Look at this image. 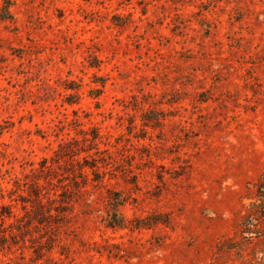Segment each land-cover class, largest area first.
<instances>
[{"label": "rangeland", "instance_id": "1", "mask_svg": "<svg viewBox=\"0 0 264 264\" xmlns=\"http://www.w3.org/2000/svg\"><path fill=\"white\" fill-rule=\"evenodd\" d=\"M6 1L0 188L20 217L40 178L66 215L12 229L0 264H264V0Z\"/></svg>", "mask_w": 264, "mask_h": 264}, {"label": "trees", "instance_id": "2", "mask_svg": "<svg viewBox=\"0 0 264 264\" xmlns=\"http://www.w3.org/2000/svg\"><path fill=\"white\" fill-rule=\"evenodd\" d=\"M9 2H5L4 5L1 8L0 11V17L1 18H12V15L10 13L9 10ZM95 65V64H94ZM69 89H74V88H70ZM78 93L75 92L74 94H69L67 99L69 98V100H67L70 104L75 103L76 100H71V98L73 97H77ZM2 128H0V135L2 134ZM91 140H90V148L83 150V151H89L91 149H95V154L96 153H100V151L98 150L97 143L96 141L98 140V133L95 129H92L91 132ZM69 151L72 154L71 156H74L77 154V152H74V150L71 148V143H65V145ZM102 153V152H101ZM91 157L90 155H87L85 157L82 158V162L78 159H74L76 162V166H78V169L76 170H71V172H69V170H66V174L70 173V175L75 177H79L82 180V185H85L87 182V174L85 172V168H89L92 172V174L94 175V180H96L97 178H99L98 175V171L96 170V160L94 158H91L92 160L89 161V158ZM103 162H105L106 158H100ZM57 163V162H56ZM104 165H107V163H105ZM41 171L44 172H48L51 169L50 165H46L45 164H41ZM68 177V176H67ZM39 179L40 178H36V180H34L32 182V186H31V190L30 192L33 193V200H26L25 198H23V196H20V202H21V211H23V214L27 215V208H26V203L30 202L31 204V212L33 217L31 218L30 222H22L21 219L23 218L24 215L20 216L18 215V213H16V211L14 210L15 206L11 203L13 201L10 200L9 202H5L4 198H5V194L3 192V190L0 188V238L2 239H6L7 237H12L14 235H16V233H14L12 231V229H16L19 233L22 232L23 227L24 228H30L31 226H33L32 224H34V228L38 227L35 225H51L50 223H54L57 224L56 221H50L51 217L54 216L52 214V210H54L57 213V216L60 215H66V210H57L54 208L53 202L56 201L55 198H50L49 192H43V185L39 183ZM62 181H60L61 183ZM74 185L75 187H79L78 184H76V181L74 180ZM66 186V185H65ZM62 195V194H61ZM16 201V200H15ZM106 202L107 205L105 207V216H104V223H105V227L108 228H126L127 227V220L125 218V216L122 214L121 212V207L127 202V198H125L124 196H122V194H119V192H115V193H110L107 192V196H106ZM30 216V214H28ZM18 221L20 222V224H14L13 221ZM6 221H8L7 226H4ZM135 223H132L130 221V223L132 224V228L135 229H148V228H152L158 224H168L167 220H164L161 218L160 214H150L146 217L143 218H136L134 220ZM51 228V226H50Z\"/></svg>", "mask_w": 264, "mask_h": 264}]
</instances>
